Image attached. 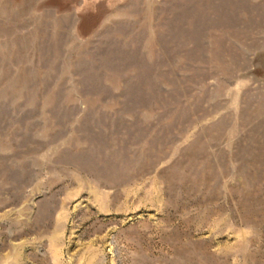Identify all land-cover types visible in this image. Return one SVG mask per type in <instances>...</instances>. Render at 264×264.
<instances>
[{"label":"rangeland","instance_id":"rangeland-1","mask_svg":"<svg viewBox=\"0 0 264 264\" xmlns=\"http://www.w3.org/2000/svg\"><path fill=\"white\" fill-rule=\"evenodd\" d=\"M0 264H264V0H0Z\"/></svg>","mask_w":264,"mask_h":264}]
</instances>
